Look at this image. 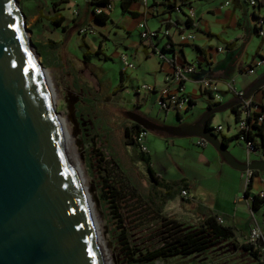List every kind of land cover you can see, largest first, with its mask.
<instances>
[{
    "label": "crops",
    "instance_id": "obj_1",
    "mask_svg": "<svg viewBox=\"0 0 264 264\" xmlns=\"http://www.w3.org/2000/svg\"><path fill=\"white\" fill-rule=\"evenodd\" d=\"M70 1H57L54 14L49 10V7L50 3H55V1L42 2V6L35 3L33 17L34 23L39 26L43 36L42 54L52 52L49 57L45 56L48 58L49 64L61 68L63 65L66 66L71 75V84L79 87L83 93L90 87L84 83L80 85L78 82L84 80L81 71L89 73L88 68H91L95 73L93 80H97L94 87L98 94H110L112 98L118 100L121 98V91L124 92V89L130 86L134 102L130 107L122 109L125 120L120 122L121 126L130 123L126 112L132 109L153 121H163L153 118L150 112L141 110L143 101L148 99L153 101L156 93L146 90L135 92L138 85L132 84V77L121 69L119 60L120 53H124L135 64L133 74L146 78L142 84H148L154 88L169 84V65L166 61L160 60L153 52L152 47L143 43L139 38L136 25L143 15L145 24L150 29L165 27V24L170 22V43L165 44V38L154 39V43L167 59L175 64L199 61L196 69L188 74L187 80L183 84L192 100L187 111H193L197 106L199 114L210 102L209 94L201 92L197 87L196 80L199 78L213 76L218 79V87L222 96L221 103H223L233 98L230 92L224 90L226 82H231L237 90L245 91L255 76L264 70L262 66L255 74H246L243 71L242 66L247 65L255 54L251 55L250 60L245 64L244 59L248 57V54L239 48L238 41L244 37L256 36L252 27L251 9L247 6L246 0H178L181 5L180 12L172 10L167 5L172 2L171 0H131L124 11L120 7L121 0H109L111 9L106 14L107 19L103 23L93 19L90 0H85L84 8L81 11L77 10L76 16L71 14L72 9H77L74 7L68 14H64L62 12L64 8L71 7ZM259 1L264 2V0ZM115 4H117V14L113 20L110 13ZM188 6L192 8L194 14V17L190 19H187L185 15ZM58 16L63 17L61 22L63 28L60 26L51 27L49 20L56 19ZM82 21H85V25L79 26ZM84 26L88 27L89 31L84 34L79 33V29ZM230 29L234 39L227 40L224 36ZM235 30H239L241 33L234 34ZM72 31H75L76 35L81 38L80 44L84 45L86 49L85 56H83L85 49L80 45L82 66L79 71L81 73H76L72 67L70 69L68 67L70 61L72 64L74 63V66L76 61L75 56L69 53L65 47V40ZM180 32H193L194 39L181 43L177 40V34ZM213 40H215V44H212ZM219 46L222 47V50L217 52L216 48ZM223 51L225 52L224 57L218 58L217 55ZM257 54L264 56V37L259 38ZM111 59L117 62L116 80L113 82L115 84H112L109 81L110 78L105 76L106 72L102 67H96L97 63L102 65ZM249 98L253 103L264 104V88L255 90ZM169 111H163L164 115ZM224 111L226 113L217 117L216 124H212L215 118L213 115L211 126L221 125L222 130L217 132V135L220 138L228 139L235 135L236 127L234 114L229 109ZM196 117L188 121L181 119V121L190 122ZM153 133L162 137L166 136L157 132ZM176 138L182 140H171V145L175 146V149L167 157L179 171V181H176L179 186L173 196L164 202L163 213L178 220L183 228L186 226L195 228L207 216L217 215L223 225L231 228L233 234L229 242L235 249H239V246L246 242L249 230L254 223L259 227L264 241V201L255 207L251 206L252 196L264 188V172L253 171L250 187L245 195L242 171L229 167L220 159L212 146L208 143L197 145L196 140L192 141L186 137ZM145 142L148 148V162L152 171L157 175L158 181L160 183L175 181L163 177V173L167 169L165 166L160 165L155 168L156 152L152 150V145L153 142L156 143V139L149 138L146 134ZM227 149L238 160H244V146L238 138L228 139ZM253 158H257V156L251 154L250 159ZM148 182L150 184V181ZM181 190L186 192L185 196L180 194ZM171 200H174V203L170 205L167 213L164 206Z\"/></svg>",
    "mask_w": 264,
    "mask_h": 264
},
{
    "label": "water",
    "instance_id": "obj_2",
    "mask_svg": "<svg viewBox=\"0 0 264 264\" xmlns=\"http://www.w3.org/2000/svg\"><path fill=\"white\" fill-rule=\"evenodd\" d=\"M37 56L17 0H0V264H105ZM263 86L264 70L242 98ZM238 103L206 106L190 122L178 113L168 124L134 110L126 117L150 132L202 139L237 171L264 172V156L240 161L206 127L210 115Z\"/></svg>",
    "mask_w": 264,
    "mask_h": 264
},
{
    "label": "rangeland",
    "instance_id": "obj_3",
    "mask_svg": "<svg viewBox=\"0 0 264 264\" xmlns=\"http://www.w3.org/2000/svg\"><path fill=\"white\" fill-rule=\"evenodd\" d=\"M51 1L59 0H19L17 1V6L20 11L23 13V20L25 23V28L28 32V37L30 41L33 42L35 46V51L38 54L37 59L40 61L41 67L44 69L48 75V83L51 87L53 94V106L55 111L58 112L59 118H61L67 131L70 134L71 145L76 149L80 161H82L83 169L86 175V183L88 185V190L92 194L95 201L96 214L99 218L100 227H101V236L104 240L106 248L104 251L108 254L111 264H128L124 261L122 251L120 250V244L118 240V234L120 231H124L127 234V238L132 243L133 246L141 245L143 239H146L147 234L150 233L152 228L157 225V216L155 208L157 205L161 204L160 194H155L152 192L151 187L149 186V180L146 174L145 167L142 161L139 158L138 150L136 146L123 145L122 144V126L121 121L125 120V115L122 111L124 107H130L134 102V95L132 88L127 87L125 91H121V98L118 100L112 98L110 94L97 93V90L94 87V84L97 83V80H93L95 73L92 72L91 68H88V72H83L84 80L78 82L80 85L85 84L90 88L86 90L85 93L81 92L79 87L73 86L71 84V75L66 66L54 67L49 64L48 58L51 53L42 54V45L43 40L42 32L39 30V26L34 23L35 14V3H39L42 6V2L49 3ZM71 7L69 9L64 8L62 11L64 14H68L71 8H77L76 10L81 11L84 8L85 0H71ZM117 14V4L112 7L110 13L111 18L114 20ZM85 21H82L81 25H85ZM231 29L228 31L227 35L224 37L228 39H234V35L231 34ZM138 32V30H137ZM240 32L239 30H235ZM239 35H242L240 34ZM232 36V37H231ZM259 36H252L251 38L244 37L238 41L239 48L248 54V57L245 58V64L250 60L249 57L254 54L256 46L259 44ZM80 41L75 31H72L70 35L67 36L65 40L66 50L75 56V66L70 61L68 65L69 69L72 67L76 73H79L81 70V48ZM212 44H215V40L212 41ZM222 44V43H221ZM65 49V48H64ZM225 52L219 53L218 58H223ZM46 56V57H45ZM111 59L106 61L102 65L97 63L96 67L100 66L106 72L109 81L112 84L116 79L117 73V62ZM64 64V63H63ZM134 64V63H133ZM92 66V65H91ZM134 68H128L125 71L129 73L132 77V84L140 86L144 79L143 76L134 75ZM264 69V65L262 67ZM80 72V73H81ZM97 75V73H96ZM104 75V74H103ZM187 91V90H186ZM155 98L152 100L148 99L143 101L141 105V110L150 112V115L153 118H157L161 121L160 123L168 124L169 122H174L177 117L172 112H167L164 115L163 111H160L155 104ZM86 99V100H85ZM199 109L195 106L193 111H186L181 113V119L186 121L191 120V118L197 116ZM226 113L225 111L216 112L215 118L212 121V124L218 122L217 117ZM90 134H95V147H97L104 155V159L108 161L111 165V177L114 182L121 183L124 188L128 189L129 192L133 195L132 198L136 200L137 205L133 204L131 200L129 203L125 202L123 205V210L121 209L122 215H125L127 218L128 207H134L137 210V213L143 218V226L136 223V218L130 217V220H125V228L119 227L121 222H118V218H110V213L106 206L101 204L97 197L96 186L94 185V175L93 170H91L88 163L93 161L92 151L90 149V143L88 136ZM149 138L156 139V143L153 142L152 150L156 152L155 168L160 165L165 166L167 169L163 173L164 178L172 179L179 181V171L176 166L173 165L170 161V158L167 157L170 155L175 146L171 145V140L180 141L182 139L176 137L168 136H158L153 132L147 130ZM189 140H197L196 137H186ZM134 200V201H135ZM174 203V200L168 201L164 206V210L168 213L170 205ZM133 210V211H134ZM163 213V208L161 211ZM135 214L132 213V216ZM165 215V214H164ZM123 221V220H122ZM185 228H192V226H186ZM230 240H226L223 243L210 248L204 253L191 254L187 256H173L164 259H156L150 263L142 264H260V260L254 259L248 252L235 249L231 245Z\"/></svg>",
    "mask_w": 264,
    "mask_h": 264
},
{
    "label": "trees",
    "instance_id": "obj_4",
    "mask_svg": "<svg viewBox=\"0 0 264 264\" xmlns=\"http://www.w3.org/2000/svg\"><path fill=\"white\" fill-rule=\"evenodd\" d=\"M109 0H103L102 3H106ZM131 0H121L120 7L121 10L124 11ZM171 3L167 5L174 10L175 0H171ZM178 0H176L177 2ZM58 2L50 3L49 10L54 14L56 11V6ZM258 5L264 8V2L258 1ZM178 7L181 8L180 3H178ZM107 14V13H106ZM104 13H100L98 15H94L93 19L96 22L103 23L107 16ZM253 16V15H252ZM187 18V17H186ZM189 19V18H187ZM63 20L62 16H58L56 19L49 20V24L51 27L61 26V22ZM170 22L165 24V28L169 29ZM63 28V27H62ZM254 31V30H253ZM181 33V32H180ZM256 35V34H255ZM171 34L167 35L165 39L167 43H170ZM49 42V41H48ZM84 49V45H81ZM258 46L255 50L254 57H259L257 54ZM86 53V49L83 52V56ZM264 88V86L262 87ZM206 93V92H204ZM210 98V97H209ZM192 100L190 99L188 105L191 106ZM221 103L218 102H208L206 106L214 107ZM239 107L240 103L235 104L230 107V111L234 114V120L237 121L239 117ZM189 108H186V111ZM263 114L262 121L259 125L253 124V128L255 129L253 136H257V141L254 140L253 144L256 148H261L264 151V104L260 105V112L255 113ZM214 114L210 115L207 119L206 127L212 128L211 119ZM179 116V115H178ZM140 129L135 123L131 122L128 125L122 126V144L123 145H133L134 134ZM217 134V132H215ZM252 136L249 133V137ZM95 134H90L88 136V140L90 143L89 151H92L91 163H88L91 170H93L94 175V185L96 186L97 197L101 204L106 206L108 209V213H110V218H118L117 221L121 222L119 227L125 228V220H130V217L136 218V223L143 226V218L136 208L129 206L128 207V217L122 215L121 209L123 210V205L125 202L133 201L134 205H137L136 198H132L131 192L128 189L124 188L121 183H116L113 181L111 177V165L108 161L104 159L103 153L95 147ZM238 138V135L235 133L232 137L228 138ZM228 139L221 137V141L223 144H227ZM139 158L142 161L147 177L150 181L149 186L152 189V192L155 194H160L161 204L157 205L155 208L156 216H157V225L152 228L149 234H147L146 239H143L141 245L133 246L132 243L127 238V234L124 231H120L118 234V240L120 244V250L122 251L124 261L128 264H142V263H150L156 259H164L173 256H187L191 254L204 253L210 248L218 245L219 243L229 240L232 237V230L230 227L223 225V223L218 222L217 215H209L204 218L197 227L193 228H183V226L173 218L172 216L164 215L161 213V209L164 205L166 199L173 196L174 191L179 186V183L176 181H170L165 183H160L158 181L157 175L152 171L149 162L147 153H141L138 151ZM250 187V183L247 184L244 194L247 195V191ZM135 200V201H134ZM261 201L255 196H252L251 206L255 207ZM134 210V211H133ZM132 213L135 214L132 216ZM123 220V221H122ZM240 250L246 251L251 255L254 259L259 260V252L258 247L254 245L252 242H245L239 246ZM260 264H264L260 261Z\"/></svg>",
    "mask_w": 264,
    "mask_h": 264
},
{
    "label": "built area",
    "instance_id": "obj_5",
    "mask_svg": "<svg viewBox=\"0 0 264 264\" xmlns=\"http://www.w3.org/2000/svg\"><path fill=\"white\" fill-rule=\"evenodd\" d=\"M103 0H90L91 13L92 15H98L100 13H108L111 9V3L108 1L106 3H102ZM259 0H246L247 6L251 9L252 13V27L254 33L259 37H264V8L261 9L258 5ZM227 4V2H225ZM174 11L180 12L181 8L178 7V1L175 0ZM146 13V10H145ZM71 14L73 16L77 15V10L72 9ZM185 15L187 18H193V10L190 6L187 7L185 11ZM144 15L137 22V30L138 35L141 41L147 45L152 47L155 55L160 59L166 61L169 65L170 73H169V84L161 86L159 88H154L148 84H141L137 86L135 92H139L140 90L152 91L156 93L155 104L160 111H173L174 113L181 114L186 111V108H189L188 105L189 100L191 99L189 94L184 89V82L187 80L188 74L192 73L197 65L199 64L198 60H194L192 62H186L183 64H175L171 60L167 59L161 49L156 46L154 43V39L157 38H165L170 34L169 29L162 27L159 29H150L145 24ZM88 27H82L79 29V33L84 34L88 32ZM194 39L193 32H181L177 34V40L181 43L190 42ZM165 41H167L165 39ZM165 44H168L165 42ZM222 47L219 46L216 48L217 52H220ZM259 57H254L251 61L243 67V71L246 74H255L257 70L261 69L264 65V56L258 54ZM119 60L121 62V69L126 70L128 68H134V64L131 60H129L124 53H120ZM218 79L213 76H203L196 80V84L198 89L201 92H206L209 94V99L211 102L221 103L222 96L221 90L218 87ZM224 90L226 92H230L233 95V98L240 99V107H239V117L237 121H235L236 134L238 135V139L242 141L245 154L247 159H250V155L254 154L258 156H264V151L261 148H256L253 144V141H257V136H253L255 129L252 127L253 124L259 125L262 121L263 114L255 113L260 112V105L262 103H253L250 98H242L244 91L237 90L231 84V82H226ZM214 132H219L222 130L221 125H215L212 127ZM249 133L252 136L249 137ZM147 134V130L140 127V129L134 134V144L138 151L141 153H148V148L145 142V136ZM205 142L202 139L197 138L196 144L202 145ZM254 170L248 169L242 172L244 187L246 188L247 184L251 182V177ZM182 196H185L186 192L181 190L180 193ZM261 202L264 201V188L259 190L255 195ZM252 200V199H251ZM218 222H222V220L217 217ZM246 242H252L254 245L258 247L259 252V260L264 263V241L257 224L250 228L249 234Z\"/></svg>",
    "mask_w": 264,
    "mask_h": 264
},
{
    "label": "bare ground",
    "instance_id": "obj_6",
    "mask_svg": "<svg viewBox=\"0 0 264 264\" xmlns=\"http://www.w3.org/2000/svg\"><path fill=\"white\" fill-rule=\"evenodd\" d=\"M47 82V81H46ZM47 88L48 91L51 94V98L53 99V94H52V90L51 87L49 85V83L47 82ZM59 114H57V118H58V123L60 126V132L62 135V139L64 142V145L66 147L72 168H73V172L76 178V182L78 184V187L80 189V193L82 195V199H83V203L84 206L86 208V211L88 213L91 225H92V229L94 232V235L96 237V241L97 244L99 246L100 249V253L102 254V258L104 260L105 264H111L109 256L107 253V251H104L106 248V245L104 243V240L102 239L101 236V227H100V222H99V218L96 214V209H95V201L94 198L92 196V194L90 193V191L88 190V185L86 183V175L83 169V165H82V161H80V158L78 157V153L76 151L75 148H73V146L71 145V139H70V134L67 131V128L65 126L64 121L59 118L58 116Z\"/></svg>",
    "mask_w": 264,
    "mask_h": 264
},
{
    "label": "flooded vegetation",
    "instance_id": "obj_7",
    "mask_svg": "<svg viewBox=\"0 0 264 264\" xmlns=\"http://www.w3.org/2000/svg\"><path fill=\"white\" fill-rule=\"evenodd\" d=\"M17 1H19V0H17ZM33 43V42H32ZM34 44V43H33ZM34 46H36L35 44H34ZM133 110V109H132ZM135 111V110H134ZM131 121V120H130ZM132 122V121H131ZM134 123V122H133Z\"/></svg>",
    "mask_w": 264,
    "mask_h": 264
}]
</instances>
